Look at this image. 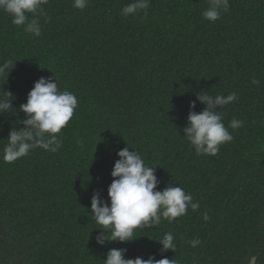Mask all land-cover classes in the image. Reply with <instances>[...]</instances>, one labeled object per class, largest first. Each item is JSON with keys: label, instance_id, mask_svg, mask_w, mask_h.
<instances>
[{"label": "trees", "instance_id": "16d2710c", "mask_svg": "<svg viewBox=\"0 0 264 264\" xmlns=\"http://www.w3.org/2000/svg\"><path fill=\"white\" fill-rule=\"evenodd\" d=\"M129 2L88 0L79 10L73 0H47V18L36 17L39 37L0 10V64L12 61L0 97L15 108L0 113V264H104L113 248L127 249L126 259L176 264L264 258V0H229L215 22L202 16L208 0H150L147 15L125 18ZM41 77H57L59 90L78 98L57 134L62 146L4 162L10 131L25 127L20 105ZM201 91L238 96L223 110L233 140L215 156L197 155L183 137L191 102L197 113L206 107ZM233 118L243 126L229 127ZM125 147L156 165L157 190L181 185L200 207L137 229L134 240L99 245L91 200L99 192L110 204L111 172ZM168 232L177 248L161 252L156 240Z\"/></svg>", "mask_w": 264, "mask_h": 264}, {"label": "clouds", "instance_id": "9594fccd", "mask_svg": "<svg viewBox=\"0 0 264 264\" xmlns=\"http://www.w3.org/2000/svg\"><path fill=\"white\" fill-rule=\"evenodd\" d=\"M47 0H0V10L12 17V23L23 26L24 31L39 37L41 25L37 16L47 18V12L42 7ZM88 6V0H73V7L83 10ZM150 0H131L121 9L125 18L135 16L140 12L147 15ZM230 7L229 0H208V7L202 12L205 20L215 22L222 12ZM28 13L33 14L29 20ZM12 61L0 64V75L4 74ZM51 70V69H50ZM52 71V70H51ZM253 84L260 81L253 78ZM8 93V92H7ZM10 96L11 94L8 93ZM200 103L206 105L200 113L195 111L196 101L190 104L188 123L184 127L183 136L190 142L197 155L215 156L220 145L231 142L233 136L224 124V109L230 103L236 102L235 92L224 95H210L201 91L196 94ZM12 100L0 97V113L12 112L15 109ZM78 107V98L70 91H60L57 77H41L29 92L27 102L20 105L19 111L27 118L18 123L23 128L13 127L3 148V161L15 162L27 156L30 151L42 148L52 153L62 146V140L57 135L67 126ZM0 114V115H2ZM15 114L18 115V112ZM243 126V121L233 118L229 127L237 129ZM119 159L115 162L111 176L115 178L108 188L110 204L101 199L99 192L91 200V219L101 227L96 236L99 245L106 242H128L134 240L137 229H155L161 223V218L172 223L176 218L186 215L189 207L193 211L199 209L198 202H193L191 193L179 186H167L163 191L157 190L160 181L156 175L155 166L147 164L140 151H129V147L119 150ZM205 221L209 220L207 212L203 214ZM162 245L161 252L175 251L177 244L171 232L165 233L156 240ZM200 243L199 238L191 241L193 247ZM127 249H110L104 264H176L173 259L154 256L148 259L137 257L126 259Z\"/></svg>", "mask_w": 264, "mask_h": 264}, {"label": "flooded vegetation", "instance_id": "af4514ba", "mask_svg": "<svg viewBox=\"0 0 264 264\" xmlns=\"http://www.w3.org/2000/svg\"><path fill=\"white\" fill-rule=\"evenodd\" d=\"M253 258H256L255 264H264V258L259 259L258 256H254V257H252V259ZM252 259L249 261V264L251 263Z\"/></svg>", "mask_w": 264, "mask_h": 264}, {"label": "water", "instance_id": "95a60500", "mask_svg": "<svg viewBox=\"0 0 264 264\" xmlns=\"http://www.w3.org/2000/svg\"><path fill=\"white\" fill-rule=\"evenodd\" d=\"M6 234L8 235L9 232H7ZM255 262H256V258H253L250 264H255Z\"/></svg>", "mask_w": 264, "mask_h": 264}]
</instances>
